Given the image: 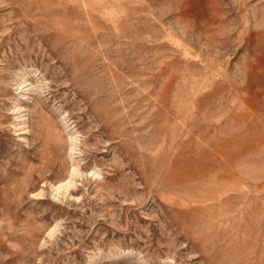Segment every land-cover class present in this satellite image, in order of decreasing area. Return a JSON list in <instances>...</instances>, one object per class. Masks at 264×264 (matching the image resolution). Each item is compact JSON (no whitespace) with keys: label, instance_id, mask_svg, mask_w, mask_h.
<instances>
[{"label":"rangeland","instance_id":"rangeland-1","mask_svg":"<svg viewBox=\"0 0 264 264\" xmlns=\"http://www.w3.org/2000/svg\"><path fill=\"white\" fill-rule=\"evenodd\" d=\"M0 264H264V0H0Z\"/></svg>","mask_w":264,"mask_h":264}]
</instances>
